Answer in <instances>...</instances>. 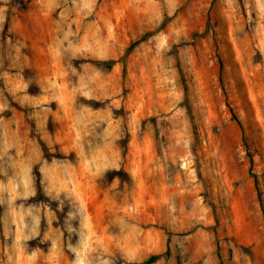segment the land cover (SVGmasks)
<instances>
[{"label":"rangeland","instance_id":"1","mask_svg":"<svg viewBox=\"0 0 264 264\" xmlns=\"http://www.w3.org/2000/svg\"><path fill=\"white\" fill-rule=\"evenodd\" d=\"M10 2L0 0V264H264V0ZM165 17L125 78L120 62H92L118 58ZM38 135L65 157H45ZM36 168L59 214L32 200Z\"/></svg>","mask_w":264,"mask_h":264},{"label":"trees","instance_id":"2","mask_svg":"<svg viewBox=\"0 0 264 264\" xmlns=\"http://www.w3.org/2000/svg\"><path fill=\"white\" fill-rule=\"evenodd\" d=\"M11 2H13V0H11ZM11 2H10V4H11ZM8 21H9V12H8L7 17H6V24ZM168 21H169V17H165L164 20L156 28L145 31L139 38L132 41L118 58H116V59H95L92 62L95 64V66L98 69L103 70V71H110L116 63L120 62L122 64V76H123V78H125V75L127 72L128 58H129L130 54L132 53V51L134 50V48L140 42L147 40L148 38L156 35L160 31H162L166 27ZM219 63H220V71H222V67H223L222 61L220 60ZM2 84H3L2 80L0 79V85H2ZM84 101H85L87 106L92 107V108H99L101 106V102L95 98H85ZM184 104H185V107H186V110H187V113L189 116L190 123L192 124V127H193L194 138L197 141V135H198L197 129L195 127L193 114L191 112V107L189 105L186 88H185ZM12 105L15 106L16 108L20 109V110H23L24 112L28 111V109L26 107L21 106L16 101H12ZM230 110L232 111L231 108H230ZM114 111L121 113V112H123V109L120 108V109H116ZM233 116L235 117L236 115L234 114ZM236 120L238 123H240L237 118H236ZM37 139H38V142L40 144V147H41L45 157H47V158H50V157L64 158L65 157L64 153H61L58 151H53L52 148L39 135L37 136ZM191 153L193 155L197 175L203 181L204 186L207 187L205 179L203 178L202 173H201L200 158H199L195 143L192 145ZM34 177H35L34 181H35L36 191H35L34 196L32 197V200L41 201L43 203L50 205L51 208L56 210V213L59 214L60 211L58 210L56 203L53 200H51V198L43 192L42 184H41V174H40V171L38 168H36L34 170ZM254 182H255L257 190H258V195L260 196L259 187H258V179H257L256 175H254ZM159 257H160V254H152L145 261V264H152V263L156 262L159 259Z\"/></svg>","mask_w":264,"mask_h":264}]
</instances>
